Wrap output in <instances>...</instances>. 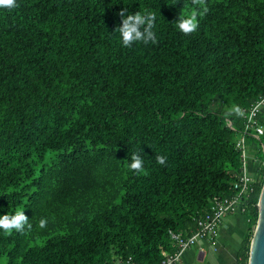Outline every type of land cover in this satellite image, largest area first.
<instances>
[{
  "label": "trees",
  "instance_id": "trees-1",
  "mask_svg": "<svg viewBox=\"0 0 264 264\" xmlns=\"http://www.w3.org/2000/svg\"><path fill=\"white\" fill-rule=\"evenodd\" d=\"M175 3L0 8V214L22 208L31 224L0 229V264H159L178 249L172 233L191 234L233 193L243 109L264 96V0ZM127 4L156 12V43L122 45ZM183 5L207 9L193 32L176 27ZM250 139L261 179L235 264H249L264 184V136Z\"/></svg>",
  "mask_w": 264,
  "mask_h": 264
},
{
  "label": "built area",
  "instance_id": "built-area-1",
  "mask_svg": "<svg viewBox=\"0 0 264 264\" xmlns=\"http://www.w3.org/2000/svg\"><path fill=\"white\" fill-rule=\"evenodd\" d=\"M245 130L240 139L236 142V147L241 155V168L233 182L231 194L216 195L210 210L198 220V228L191 234L172 233L178 249L167 254L159 264H179L185 250L204 241L215 243L221 233L224 219L235 213H244L247 209V195L254 191L256 184L261 179L258 177L257 167L252 168L253 163H259L256 156L257 144L250 138L260 139L264 136V124L261 123V114H264V96L260 97L250 107L244 108ZM228 124L232 125L228 120ZM264 151V146H263ZM252 152V155L249 153ZM259 206V204H258ZM115 264H134L132 257L118 259Z\"/></svg>",
  "mask_w": 264,
  "mask_h": 264
},
{
  "label": "clouds",
  "instance_id": "clouds-1",
  "mask_svg": "<svg viewBox=\"0 0 264 264\" xmlns=\"http://www.w3.org/2000/svg\"><path fill=\"white\" fill-rule=\"evenodd\" d=\"M131 4H127L129 7L120 8L118 11L122 22L115 30L119 32L122 45L131 46L134 42H143L145 44L149 42L156 43L157 35L154 31L157 20L156 12L148 8L138 9L133 12L129 10ZM17 6V0H0V8L12 10ZM206 11L207 9L203 5H201L199 13L197 10L183 5V12H180L178 18L175 20L177 29L184 33L195 31L198 27V14L202 15ZM236 111L238 112L239 109ZM157 160L160 164H164L166 157L158 155ZM143 163L141 155L138 152H134L131 156L129 167L142 172L144 170ZM26 225L28 228H31L28 216L22 208H17L12 214H0V229L7 232L13 230L24 231ZM46 225L47 219L41 218L39 220V227L44 228Z\"/></svg>",
  "mask_w": 264,
  "mask_h": 264
},
{
  "label": "crops",
  "instance_id": "crops-1",
  "mask_svg": "<svg viewBox=\"0 0 264 264\" xmlns=\"http://www.w3.org/2000/svg\"><path fill=\"white\" fill-rule=\"evenodd\" d=\"M248 220L244 213L228 216L215 243L204 241L185 250L179 264H235L247 232Z\"/></svg>",
  "mask_w": 264,
  "mask_h": 264
},
{
  "label": "water",
  "instance_id": "water-1",
  "mask_svg": "<svg viewBox=\"0 0 264 264\" xmlns=\"http://www.w3.org/2000/svg\"><path fill=\"white\" fill-rule=\"evenodd\" d=\"M249 264H264V184L259 200V220L251 241Z\"/></svg>",
  "mask_w": 264,
  "mask_h": 264
},
{
  "label": "rangeland",
  "instance_id": "rangeland-1",
  "mask_svg": "<svg viewBox=\"0 0 264 264\" xmlns=\"http://www.w3.org/2000/svg\"><path fill=\"white\" fill-rule=\"evenodd\" d=\"M213 107H218L219 109L222 108V104L220 103V101H219L218 98L215 99V101H214V103H213ZM249 153L252 155V152H249ZM256 167H257V163H253V164H252V168H253V170H255ZM256 173H258V177H260L261 173H260V172H256ZM254 232H255V231H254Z\"/></svg>",
  "mask_w": 264,
  "mask_h": 264
}]
</instances>
